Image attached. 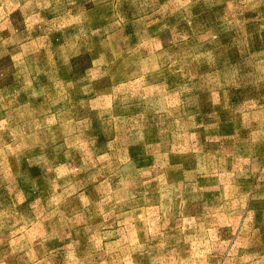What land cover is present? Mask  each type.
<instances>
[{
    "label": "rangeland",
    "instance_id": "obj_1",
    "mask_svg": "<svg viewBox=\"0 0 264 264\" xmlns=\"http://www.w3.org/2000/svg\"><path fill=\"white\" fill-rule=\"evenodd\" d=\"M0 264H264V0H0Z\"/></svg>",
    "mask_w": 264,
    "mask_h": 264
}]
</instances>
